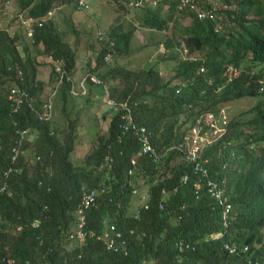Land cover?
I'll return each instance as SVG.
<instances>
[{"label":"trees","instance_id":"trees-1","mask_svg":"<svg viewBox=\"0 0 264 264\" xmlns=\"http://www.w3.org/2000/svg\"><path fill=\"white\" fill-rule=\"evenodd\" d=\"M105 1L122 16L115 17L107 30H98L97 36L104 38L99 39L98 52L85 60L90 71L84 84L90 89L91 72H97L101 81L110 82V95L127 106L112 113L107 132L98 136L81 162H74L70 153L78 123L65 106L60 114L67 127L51 126V118L53 104L56 107L57 99L65 101L71 95L69 89L80 79L77 74L84 64L49 14L58 2H74L86 10L89 1L0 0V20L9 14L6 25L14 21L16 28L11 33L10 27L0 25V264H246L242 253L228 251L227 243H248V253L259 243L256 252L264 255V102L253 112L249 107L235 110L220 123L224 131L201 149L206 175L186 162L178 147L192 133L200 113H217L223 103L259 92V83L254 91L244 81L264 77L261 69L241 70L228 79L227 66L239 65L248 52L253 63L264 61V4L239 0L238 11L218 9L216 16L205 20L188 7L179 8L178 0ZM128 13L141 25L163 33L159 58L147 56L136 68L117 62L135 51L130 45L135 25ZM186 15L190 24L181 21ZM126 21L133 24L124 29ZM221 23L227 24L226 32L214 30ZM22 30L24 36L17 43ZM181 45L187 47L186 55L179 57L175 71L159 74L164 60L176 58L173 53ZM31 46L43 48L46 62H53L49 93L44 94L47 83L38 72L41 59L36 57L39 53L30 52ZM197 50L201 54L191 57ZM161 76L167 81L160 83ZM11 89L15 103L17 93L26 92L15 110L7 97ZM51 94L50 117L41 118ZM149 95H155L152 104L141 98ZM211 120L196 124L201 133ZM24 128L20 139L18 130ZM140 128L155 153L151 148L143 151L147 143ZM246 137L263 146L259 154L241 156L245 161L237 171L232 168L231 139L241 143ZM235 153L240 155L241 150ZM139 175L144 176V185L138 184ZM209 179L225 180L232 203L226 217ZM133 197L138 199L135 205ZM224 227L229 230L223 235H211Z\"/></svg>","mask_w":264,"mask_h":264},{"label":"rangeland","instance_id":"rangeland-1","mask_svg":"<svg viewBox=\"0 0 264 264\" xmlns=\"http://www.w3.org/2000/svg\"><path fill=\"white\" fill-rule=\"evenodd\" d=\"M88 6H86V10H82L78 5H75L74 2L69 3H55L53 8L50 10L49 16H52L57 30L65 41H67L71 47L75 50L76 57L83 60H88V58L93 57L92 52L96 53L100 49V38H104L97 36L98 30H107L114 22V18H120L122 15L119 11L114 10L111 6L107 4L105 0H88ZM264 4V0H261ZM81 2V0H79ZM223 14L224 11H222ZM129 18H133L134 15L128 13L126 15ZM185 16V15H184ZM10 15L6 14L1 20V26H7L6 23L9 19ZM125 19H127L125 17ZM135 25V29L133 35L130 39L131 48L135 51L131 52L125 58H118L117 62L124 63L127 68H136L142 64L144 58L147 61L148 57L150 59H158L160 53L163 51V45H161L160 38L163 37L162 31L159 30H151L141 23L134 19L132 20ZM183 24H190L191 18L184 17L182 20ZM13 22L9 24L10 32H16L15 26H13ZM130 21L122 22L123 28L127 29L132 26L133 23ZM72 23V25H71ZM227 30V29H225ZM223 30V31H225ZM24 36V30H22L19 35L16 36L15 42H19L20 39ZM144 44V46H140ZM21 45V42H20ZM139 47H141L139 49ZM30 52L35 54L39 53L36 57H40L41 62L38 67L39 77L43 82H46L47 85L44 88V94L49 93L51 91L50 84H48L49 76L53 62H46V56L43 54V48L37 46L29 47ZM201 54L200 51H195L190 54L191 57L199 56ZM173 55L177 56L176 58H167L164 60L165 67L164 69H160V72L163 74H170L175 71V63L178 61L179 57H185L186 49L178 48V52H174ZM107 59V58H105ZM153 60V61H154ZM36 61V60H34ZM57 64L60 65L59 60H57ZM94 60H92V63ZM112 62V60H111ZM151 63V62H150ZM251 64L253 68L257 69L260 66L264 65V61L259 64H254L249 59H245L242 61V64ZM118 64V63H115ZM146 64V63H145ZM163 65V64H161ZM58 67V66H57ZM86 71H90L88 69V63L84 64L81 70L78 72V79L84 77ZM93 73V72H91ZM97 72H94L95 74ZM48 76V77H47ZM76 77V78H77ZM99 77V75H98ZM160 82L167 79V77H159ZM110 84V82H108ZM106 83V86H108ZM90 89L86 85V92L81 91L79 93L71 94L65 101L57 99V106L54 107L53 104V122H51V126H58V128L62 129L63 127H67L68 121L62 118L60 114V107L65 106V109L72 113V117L75 118V123H78L77 126V136L74 139V148L70 153V158L74 162H81L83 155L88 153L93 145L97 142L98 136L107 132L109 120L113 112L110 111L109 106L105 101V91L106 87H102L99 83L92 82L90 83ZM150 85L147 84V88ZM77 90H79L77 88ZM105 90V91H104ZM155 93H158L154 90ZM96 93V94H95ZM148 103L152 104L155 99V95H149L146 98L141 97ZM251 103V98L247 95L242 96L237 99L230 100L225 105L227 106V111L229 114L233 115L235 110H238L243 107H248ZM230 104H234L233 106ZM79 116V117H78ZM52 121V120H51ZM211 131V126L204 133L203 138L206 140ZM198 132V128L196 130ZM60 138L63 137V133L61 132ZM200 140V139H199ZM204 140L200 141L197 145L194 146L193 150L203 144ZM159 173H156L154 177H158ZM144 176L139 175L136 180L138 184L144 185ZM134 203L133 205L138 203V199L133 197ZM72 246V245H69Z\"/></svg>","mask_w":264,"mask_h":264},{"label":"clouds","instance_id":"clouds-1","mask_svg":"<svg viewBox=\"0 0 264 264\" xmlns=\"http://www.w3.org/2000/svg\"><path fill=\"white\" fill-rule=\"evenodd\" d=\"M178 1L180 2L179 6H178L179 8H181V7L184 8V6L188 7L190 9V11L191 10L194 11V13H195L197 18L205 19V20L213 18L214 16H216L215 11L218 10V9H223L224 8V9H231V10H236V11H238L240 9V5H239V2H238L239 0H204L203 2L197 1V0H178ZM227 1H230L231 3H228ZM247 15H252V12H250ZM186 16L190 17L189 15H186ZM226 25L227 24L221 23L220 25L217 24L216 26H213V28H214V30L223 31V30L227 29ZM99 31H104V30H99ZM226 31L227 30H225L224 32H226ZM27 33L31 34L32 33L31 29H28ZM178 48L187 49V47H185L184 45H181ZM248 53L245 56V59H247ZM109 56H110V54L107 53L105 55V58L108 59ZM194 57H196V56H194ZM254 64H256V63H254ZM257 64H259V63H257ZM250 67H253V66L251 64H249V63L242 64V62L239 65H237V66H234L232 64L228 65L227 66V70L229 71L228 79L232 78L230 76L238 75L241 70H245L247 72H251L252 73V72H256L259 69H261L262 72L264 73V66H260L259 69H256V70L255 69H250ZM56 68H57V66H56ZM202 69H203V67H200L199 70H202ZM159 74H161L160 71H159ZM95 76L98 77L96 74L91 73V76H90L91 80L93 82H95V83H99L100 85H102L103 88L106 87V91L104 90L105 91V101H106L107 105L109 106L110 111L114 112V111H117L118 109L126 108L125 106H127V105L124 106L122 104H119L115 100V98H113L110 95V88H109V86H106V82L101 81L99 77H98L99 80H100L99 82H96L95 80H93L92 77H95ZM84 77H85V79L87 78V76H85V75H84ZM67 78H69V77H67ZM82 78L83 77H81L76 83L71 85V87L69 89V93L70 94L79 93V92L82 91V87L80 86V81H81ZM166 81H167V79L160 82V79H159L160 83H164ZM60 82H61V78L58 77L57 78V85ZM101 82H102V84H101ZM211 83H212V80L208 79V84H211ZM244 83L249 89L254 90V91H256L257 84L259 83V85H258V91L259 92L246 93V95L249 98H251V103H250V105L248 107L253 112V110L255 109V106L258 103L264 102V93L261 92V91L264 90V77H246ZM224 84L225 83H222V84L218 85L217 90H220L224 86ZM77 88L79 90H77ZM55 91L56 90H53L52 94ZM84 91L86 92V87H85ZM178 91H179V88L176 87L175 93H177ZM52 94L47 97V101L52 102V100H51L52 99ZM12 95H14V94H12L11 90L8 91L7 97H8V99L11 100V105L13 106V110H15L19 106V104L14 102ZM246 95H243V96H246ZM235 99H237V98H235ZM229 101H227V102H229ZM27 102L31 105V103L29 101H27ZM227 102L223 103L220 106V108H219L217 113H215L214 111H211V110L200 113L197 116V118L195 120V123L192 126V133L189 134L187 137H185L184 141H182V142H180L178 144V147L181 149V151H183V154L181 155V157L184 160H186V162H193L194 163V167L196 169H198L199 171H202V173L204 175H206L207 169H206V167H204L200 163V159L199 158H200V155H201V149H202V147H203V145L205 144L206 141H209L212 137H214V138L218 137L224 131L225 126L223 125V127H221L220 123H223V122L225 123V122H227V120H229V116H228L229 113L227 111V106L228 105H225ZM230 105L233 106L234 104H230ZM31 107L33 108L34 106L31 105ZM208 117H211L212 120L209 122L208 127L203 131V133H201V128L196 126V124H198L201 121L204 122V124H206ZM122 124L124 125V123H122ZM210 126H211L212 134L209 133L208 138L205 140L203 138V135H204V133L207 131V129ZM197 128H198V132H196ZM139 131L141 132V136H142L143 140L147 143L148 137L144 134V132H143V130L141 128H140ZM18 132L20 133V139H21L23 137V135L26 134V129L24 128L22 130H18ZM202 140H204L203 144H201L199 147H197L195 149V151H194L193 150L194 146L197 145ZM241 140H244V142L239 143V142H236L233 139H231V146H232L231 152H232V156L234 158L233 162H235V164L232 165V168H236L237 171H239L241 169L240 165L244 164V161H245V159H241L240 158L241 156L247 155L251 151L255 155L259 154L261 152L260 151V147L263 146V144L260 141H258L256 138H254V137L241 138ZM148 148H151L152 149L151 152L155 153V150L148 143L145 145V147H143V151L147 150ZM237 149L241 150V154L240 155H237L235 153V151ZM247 167H248V163L245 165L244 171L246 170ZM260 171H261V174H262V170H260ZM208 183L210 185V188L213 189V193H214V195L216 197V200L219 201V203L222 205V216L226 217V214L229 215V212L232 209V203L228 199V194L226 192L225 180L222 179L220 181V180H217V179L216 180L209 179ZM195 185L198 187L197 183H195ZM139 191L145 192L146 190H144L143 188L142 189L133 188V192H139ZM143 199H145V196L141 195V201H143ZM222 224L224 226L228 227V222L227 221H223ZM227 230H229V228H225L224 227L221 230H218V231H215V232L211 233V235H216V236L223 235L225 233V231H227ZM263 241H264V239H263ZM226 246L228 247V251L229 252H239L240 255L242 253V256L246 260V264H250L251 262H253V264H256V263H258L260 261L264 264V255H261V254L256 252V248L259 246V243H254V247H253L252 253H248L247 252V250L249 248L248 247V243H243L240 246L239 245H236V246L235 245H230V244L227 243Z\"/></svg>","mask_w":264,"mask_h":264},{"label":"built area","instance_id":"built-area-1","mask_svg":"<svg viewBox=\"0 0 264 264\" xmlns=\"http://www.w3.org/2000/svg\"><path fill=\"white\" fill-rule=\"evenodd\" d=\"M142 1H146V0H142ZM147 1H149V2H155L156 0H147ZM57 68H59V67H57ZM92 78H93V80H95L96 82H99V81H100L99 78L96 77V76H95V77H92ZM84 80H85V77H83V78L81 79V81H80V86L82 87V91L85 90ZM11 92H12V94H14V93H15V90H14V89H11ZM25 95H26V92H25L24 90H22L20 93H17V104H18L19 101L22 100L23 96H25ZM10 96H11V95H10ZM12 97H13V95H12ZM50 104H51L50 101H47V102H45V103L43 104V106H45L48 110H47V111H41V112H40V117H41V118L47 119V118L50 117V113H49V106H50ZM90 195H91V193H89L88 196H90ZM117 234L119 235V233H117Z\"/></svg>","mask_w":264,"mask_h":264}]
</instances>
